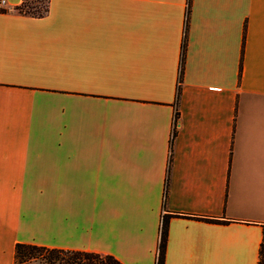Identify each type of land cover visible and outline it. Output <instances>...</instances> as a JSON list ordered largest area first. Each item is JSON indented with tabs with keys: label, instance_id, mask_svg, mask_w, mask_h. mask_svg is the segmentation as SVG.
Segmentation results:
<instances>
[{
	"label": "crops",
	"instance_id": "0c3cea01",
	"mask_svg": "<svg viewBox=\"0 0 264 264\" xmlns=\"http://www.w3.org/2000/svg\"><path fill=\"white\" fill-rule=\"evenodd\" d=\"M20 1L0 6V264L17 241L154 264L162 213L163 264H256L264 0Z\"/></svg>",
	"mask_w": 264,
	"mask_h": 264
},
{
	"label": "trees",
	"instance_id": "16d2710c",
	"mask_svg": "<svg viewBox=\"0 0 264 264\" xmlns=\"http://www.w3.org/2000/svg\"><path fill=\"white\" fill-rule=\"evenodd\" d=\"M11 9L33 15H41L47 10V0H21L20 3L12 6ZM176 91H178V88H176ZM172 135L173 132L170 134L169 150L171 148ZM166 230L167 215L162 213L158 225L154 264H163ZM13 261L15 264H123L111 253L19 241L15 242L13 246ZM256 264H264V224H262Z\"/></svg>",
	"mask_w": 264,
	"mask_h": 264
},
{
	"label": "built area",
	"instance_id": "2783aa9c",
	"mask_svg": "<svg viewBox=\"0 0 264 264\" xmlns=\"http://www.w3.org/2000/svg\"><path fill=\"white\" fill-rule=\"evenodd\" d=\"M3 2H4V0H0V6L3 4ZM175 120H176V116L174 115L173 119H172L171 133H172V129L175 125Z\"/></svg>",
	"mask_w": 264,
	"mask_h": 264
}]
</instances>
